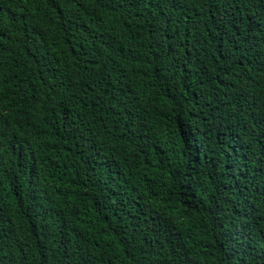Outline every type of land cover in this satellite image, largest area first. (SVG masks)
I'll return each instance as SVG.
<instances>
[{"label":"trees","instance_id":"16d2710c","mask_svg":"<svg viewBox=\"0 0 264 264\" xmlns=\"http://www.w3.org/2000/svg\"><path fill=\"white\" fill-rule=\"evenodd\" d=\"M0 264H264V0H0Z\"/></svg>","mask_w":264,"mask_h":264}]
</instances>
